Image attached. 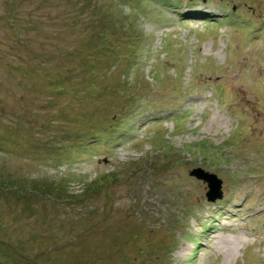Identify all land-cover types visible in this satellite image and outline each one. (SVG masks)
<instances>
[{"label":"rangeland","instance_id":"rangeland-1","mask_svg":"<svg viewBox=\"0 0 264 264\" xmlns=\"http://www.w3.org/2000/svg\"><path fill=\"white\" fill-rule=\"evenodd\" d=\"M0 264H264V0H0Z\"/></svg>","mask_w":264,"mask_h":264},{"label":"water","instance_id":"water-1","mask_svg":"<svg viewBox=\"0 0 264 264\" xmlns=\"http://www.w3.org/2000/svg\"><path fill=\"white\" fill-rule=\"evenodd\" d=\"M190 176L195 177L197 180H201L208 185V200L211 201V199H215L216 195H218V192V198H220L221 180L218 179L214 174L207 173L202 169H195L190 172Z\"/></svg>","mask_w":264,"mask_h":264},{"label":"bare ground","instance_id":"bare-ground-1","mask_svg":"<svg viewBox=\"0 0 264 264\" xmlns=\"http://www.w3.org/2000/svg\"><path fill=\"white\" fill-rule=\"evenodd\" d=\"M217 201V200H216ZM212 203V202H211Z\"/></svg>","mask_w":264,"mask_h":264}]
</instances>
